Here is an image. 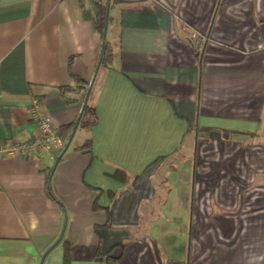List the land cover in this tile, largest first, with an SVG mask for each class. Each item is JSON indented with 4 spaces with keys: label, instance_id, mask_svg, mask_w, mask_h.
<instances>
[{
    "label": "crops",
    "instance_id": "1",
    "mask_svg": "<svg viewBox=\"0 0 264 264\" xmlns=\"http://www.w3.org/2000/svg\"><path fill=\"white\" fill-rule=\"evenodd\" d=\"M94 15L0 0V144L62 140L0 152V264H264V0H110L104 68Z\"/></svg>",
    "mask_w": 264,
    "mask_h": 264
},
{
    "label": "built area",
    "instance_id": "2",
    "mask_svg": "<svg viewBox=\"0 0 264 264\" xmlns=\"http://www.w3.org/2000/svg\"><path fill=\"white\" fill-rule=\"evenodd\" d=\"M206 38L203 35L195 33L193 35L194 48L201 51ZM29 115L36 122L38 128V139L33 143L17 142L14 145L0 144V152L11 154L14 152H31L46 148L49 143L55 146H61L62 140L54 131L52 119L50 116L40 111L38 102L34 100L29 107Z\"/></svg>",
    "mask_w": 264,
    "mask_h": 264
},
{
    "label": "trees",
    "instance_id": "3",
    "mask_svg": "<svg viewBox=\"0 0 264 264\" xmlns=\"http://www.w3.org/2000/svg\"><path fill=\"white\" fill-rule=\"evenodd\" d=\"M110 0H94L95 15L92 17L93 27L102 34L106 30L108 21V10ZM112 60V46L104 38L102 40L101 54L98 65L106 67ZM95 109L92 104L91 90L87 92L86 100L83 104L81 114L78 118V123L83 127L89 128L96 123Z\"/></svg>",
    "mask_w": 264,
    "mask_h": 264
},
{
    "label": "water",
    "instance_id": "4",
    "mask_svg": "<svg viewBox=\"0 0 264 264\" xmlns=\"http://www.w3.org/2000/svg\"><path fill=\"white\" fill-rule=\"evenodd\" d=\"M104 34H105V32L103 33V38H104Z\"/></svg>",
    "mask_w": 264,
    "mask_h": 264
}]
</instances>
